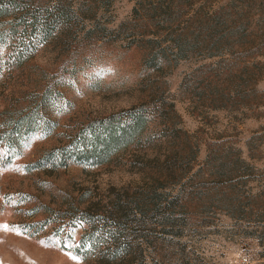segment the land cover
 <instances>
[{
	"label": "rangeland",
	"instance_id": "1",
	"mask_svg": "<svg viewBox=\"0 0 264 264\" xmlns=\"http://www.w3.org/2000/svg\"><path fill=\"white\" fill-rule=\"evenodd\" d=\"M43 2L75 10L66 38L0 19V264H88L48 212L139 197L156 231L169 222L144 264H264V0ZM141 106L166 125L152 114L108 163L47 161Z\"/></svg>",
	"mask_w": 264,
	"mask_h": 264
},
{
	"label": "trees",
	"instance_id": "2",
	"mask_svg": "<svg viewBox=\"0 0 264 264\" xmlns=\"http://www.w3.org/2000/svg\"><path fill=\"white\" fill-rule=\"evenodd\" d=\"M12 17L14 21L21 20V26L27 25L25 30L30 28L37 39L45 42L54 37V32H59L60 37L66 38L67 33L71 34L75 29L73 23H77V14L69 5L47 8L43 0H0V19ZM11 37L13 47L17 45L16 43L19 44V41L13 39V35ZM22 45V50L18 48L15 52L19 59L25 60V57L28 58L27 45L25 43ZM168 107L170 116L177 118L174 105L170 104ZM158 112H148L141 106L124 113L121 121L108 123L101 121L97 123V127L90 126L83 130L74 144L75 147L63 151L54 150L47 161L57 165L58 168L66 167L69 162L83 164L91 161L97 166L108 163L119 152L138 145L146 138L148 122L152 114L166 125L164 112ZM167 125L170 126V123ZM150 209L156 207L154 204H149L144 197L128 203H122L118 199L105 206L82 199L73 200L65 210L48 213L51 217L53 214L57 215L56 219L61 220L60 228H54V236L58 239L60 248L73 253L84 262L144 264L142 247L144 242H150L151 237L156 233H164L165 225L169 224V222L165 223L166 218L161 214L162 220L158 222L161 228L159 227L160 231H156L157 228L152 226L155 223L150 222ZM47 225L49 221L44 226ZM75 225L84 228L77 242L70 233V228Z\"/></svg>",
	"mask_w": 264,
	"mask_h": 264
},
{
	"label": "snow or ice",
	"instance_id": "3",
	"mask_svg": "<svg viewBox=\"0 0 264 264\" xmlns=\"http://www.w3.org/2000/svg\"><path fill=\"white\" fill-rule=\"evenodd\" d=\"M0 228L7 229V228H8V226H6V225H0Z\"/></svg>",
	"mask_w": 264,
	"mask_h": 264
}]
</instances>
